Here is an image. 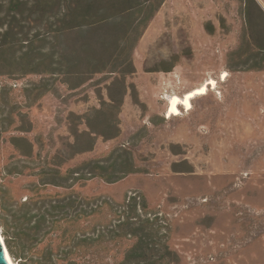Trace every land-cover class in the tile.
<instances>
[{
  "label": "rangeland",
  "instance_id": "rangeland-1",
  "mask_svg": "<svg viewBox=\"0 0 264 264\" xmlns=\"http://www.w3.org/2000/svg\"><path fill=\"white\" fill-rule=\"evenodd\" d=\"M244 1L164 0L131 50L133 72L128 44L120 42L122 24L65 30L55 21L53 33L42 26L25 29L33 38L32 48L23 44L29 55L7 63L3 70L10 73L1 77L4 242L5 222L36 193L71 195V211L78 214L81 198L120 202L136 194L161 218L164 239L177 254L174 264H264V69L252 68L256 60L244 51ZM255 1L264 11V0ZM248 4L264 45V20ZM58 7L51 5V13ZM41 46L53 54L54 73L41 72ZM210 78L214 88L168 116L171 94L182 96ZM9 114L17 117L19 130L6 119ZM15 135L30 143L14 145ZM29 151L32 157L22 155ZM114 162L116 170L126 162L134 171L119 179L114 174V181L97 175ZM47 167L66 173L63 185L41 182L39 173ZM87 224L81 218L71 228L82 232ZM46 246V240L36 242L35 256ZM121 250L87 247L81 260L113 264Z\"/></svg>",
  "mask_w": 264,
  "mask_h": 264
},
{
  "label": "trees",
  "instance_id": "trees-1",
  "mask_svg": "<svg viewBox=\"0 0 264 264\" xmlns=\"http://www.w3.org/2000/svg\"><path fill=\"white\" fill-rule=\"evenodd\" d=\"M163 1L0 0V98L5 99L3 96L6 93L1 86V77L10 73L4 72L5 65L19 63L28 57L29 51L28 49L23 51V44L29 43L27 47L32 48L33 38L29 39V31L25 29L42 26L48 33H53L55 21L61 22L65 30H75L81 26L88 29H105L111 25L122 24L123 35L120 42L128 44L126 61L128 71L133 72L131 50ZM244 2L246 23L244 51L256 60L252 68L264 69V45L256 38L257 25L248 2L255 5L263 20L264 11L255 0ZM54 4H59L58 13H51L50 8ZM94 13L99 16L95 18ZM40 34L35 33L34 38L39 41L44 40L45 36ZM38 59L43 67L41 72H55L53 54L45 46H41V56ZM170 66H163V70L169 71ZM125 91L126 86L122 83L121 92L125 93ZM112 97L109 94L111 100ZM16 118L15 115L9 114L6 119L13 125L14 130H19ZM2 121L3 119H0V123ZM11 139L14 145H17L18 140L30 143L24 136L15 135ZM22 155L30 158L32 152ZM114 165L115 162L112 169L99 166L97 175L106 181H114L112 175H117L116 179H119L134 171L126 162H120L118 170ZM73 169H67L66 172H74ZM65 174L62 175L58 170L48 167L42 168L39 173L43 184L53 185H63L61 178L66 179ZM49 196L36 193L26 198L24 203L13 210L11 219L5 222L6 229L3 234L7 250L12 257L21 261V264H55L54 259L64 260L62 264H84L81 259L85 248L94 246L108 249L110 245L122 247L121 258L113 264H174L176 262V252L169 248L164 239L165 232L161 218L149 210L146 200L141 195L129 194L120 202L101 197H84L81 198L84 206L79 214L71 211L76 207V198L66 194L55 199ZM96 213L97 218H94ZM81 218L88 220L87 229L78 232L71 226L77 224ZM45 240L47 246L44 254L41 257L35 256L36 242ZM128 240L133 241L127 245Z\"/></svg>",
  "mask_w": 264,
  "mask_h": 264
},
{
  "label": "bare ground",
  "instance_id": "bare-ground-1",
  "mask_svg": "<svg viewBox=\"0 0 264 264\" xmlns=\"http://www.w3.org/2000/svg\"><path fill=\"white\" fill-rule=\"evenodd\" d=\"M225 75L226 74H224L223 77ZM215 85H216L215 79L210 78V79H207L205 82H203L201 85L197 86L196 88L183 93L182 96H180L178 94H171L168 98V109H167L168 116L181 113V109H180L181 105L185 106L186 108H191L192 107V98L195 95L205 94V93H207L209 88H214ZM2 239H3V237H2ZM11 261H12V259H11ZM12 263H13V261H12Z\"/></svg>",
  "mask_w": 264,
  "mask_h": 264
},
{
  "label": "water",
  "instance_id": "water-1",
  "mask_svg": "<svg viewBox=\"0 0 264 264\" xmlns=\"http://www.w3.org/2000/svg\"><path fill=\"white\" fill-rule=\"evenodd\" d=\"M0 264H13L0 233Z\"/></svg>",
  "mask_w": 264,
  "mask_h": 264
}]
</instances>
